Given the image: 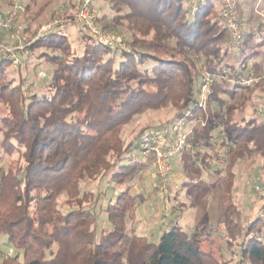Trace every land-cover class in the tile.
<instances>
[{
  "label": "trees",
  "instance_id": "obj_1",
  "mask_svg": "<svg viewBox=\"0 0 264 264\" xmlns=\"http://www.w3.org/2000/svg\"><path fill=\"white\" fill-rule=\"evenodd\" d=\"M35 2L29 0L18 18L29 20V30ZM104 2L111 16L109 25L101 26L114 29L126 23L128 49L112 51L78 29L83 42L78 51L67 40L65 28H57L43 39L25 38L28 44L20 51L17 70L0 53V147L18 150L11 165H0V234L17 251L0 264H264V218L256 213L240 224L229 215L235 207L230 200L234 176L229 172L223 177L228 201L217 222L186 230L175 218L155 241L127 228L138 203L130 182L141 184L151 163L160 184L153 154H142L140 136L144 130H167L197 102L205 65L213 76L207 109L194 107L187 121L206 122L187 135L178 154L181 167L193 173L214 167L220 174L219 166L260 158L252 189L264 185V122L256 106L249 118L239 120L228 116L220 122L212 112L214 104H222L221 94L234 99L238 90L259 84L257 75L259 80L251 85L233 82L232 77L255 70L250 59L254 48L264 44V26L256 23L242 30V41L227 45L218 0H207L194 13L186 8L189 0ZM237 7L242 18L239 2ZM232 49L240 57L237 63L226 59ZM44 64L49 68H39ZM167 106L175 109L170 119L145 126L128 144L123 142L122 129L135 116ZM136 147L143 159L129 155ZM96 179L123 187L110 194L98 190L95 196L107 228H97L95 208H82L93 192H82L80 184ZM191 186L189 180L181 183L188 192ZM61 193L77 208L62 212L57 207ZM220 229L226 236L227 260L222 263L218 256L224 253L216 256L213 249L201 246Z\"/></svg>",
  "mask_w": 264,
  "mask_h": 264
},
{
  "label": "rangeland",
  "instance_id": "obj_2",
  "mask_svg": "<svg viewBox=\"0 0 264 264\" xmlns=\"http://www.w3.org/2000/svg\"><path fill=\"white\" fill-rule=\"evenodd\" d=\"M13 1L14 0H0V13L8 11ZM78 1L79 0H36V2L31 5L30 17H28H33V20L29 23L30 30L28 26L29 20L27 18H22L18 20L17 23L26 25L23 32L20 34L14 33V36H11V33L8 32L5 33L2 38L9 46L23 45L25 44L24 40L18 38L21 34L24 38L32 36V33L46 21L55 17L69 16L75 11ZM104 1L105 0H97L96 5L97 7L102 5L100 10L102 15L105 16L100 19V25L107 26L109 25L111 12ZM243 2H245V0H239V5ZM186 8H188V5H186ZM240 10L242 13V18L240 19L244 23L243 31L249 30L250 26L256 23L264 26V0H250L245 5V8H243V10L240 8ZM20 15H22V12ZM125 26L126 23H123V25H117L114 29L107 28V30L120 33L125 40V47L120 48L128 49L130 33ZM25 30H29V32L26 33ZM63 32L66 34L67 40L75 46L74 48L81 51L83 42L78 39L77 33L79 31H77V29L65 28ZM18 40H20V43ZM250 43L251 41H248V44ZM254 49L257 51L250 59V64L255 66V70H251V73L260 77L259 84L251 90H238L234 99H231L227 94H221L220 97L223 99L222 104H214L212 107V112L217 121L223 122L228 116H232V118L236 120L242 119L243 117L249 118V116L252 115V109L255 106L258 108L259 98H261L264 92V44L256 46ZM110 50L113 51L112 48H110ZM226 59L232 61V63H237L240 57L236 56L235 49H232L229 54H227ZM211 64H215V62L212 61ZM203 67L207 69L208 66L205 65L202 66V68ZM39 68L47 69L49 66L44 64ZM230 84L232 83L228 82V85ZM241 94L246 97L250 96V98L243 99L244 96H241ZM174 111L175 109L172 106H167L162 109L147 110L135 116L134 119L124 125L122 129L121 137L123 142L128 144L145 126H155L170 119ZM11 149V151H7L4 147H0V165H11L12 162L18 158V150L14 147ZM129 155L134 158L143 159L140 149L137 147L133 148L129 152ZM145 161L146 159H144V162ZM259 162L260 158H252L245 161H238L231 167L226 165L219 166L221 168L220 174L215 173L214 167H209L207 170H198L199 173H193L191 169L187 168L184 170V168H182L181 171L184 173V177L179 171H177V173L174 171L173 163L169 182L163 187L158 183L153 165L151 163L148 164V169L144 172L146 178L142 180V183L130 182L132 190H134L135 195L138 197V203L134 212V217L130 218L127 222L128 231L135 232L137 235L148 236L151 241H155L161 232L170 227V223H173L175 218H177L178 223L186 230H191L196 225L202 223L212 224L217 222L223 217L224 208L228 201L227 193L223 190V177H225L227 172L232 173L234 176V186L230 200L235 204V207L230 209L229 215L239 219L240 224H245L256 213L259 215L261 200L257 198V193L252 189V185L256 180L255 175L258 174ZM180 177H182V179ZM185 180H189L193 186L196 185L190 187L191 192H188V189H185V187L181 188V183ZM107 186H109L108 189ZM80 187L82 192L85 190L93 192L92 197L82 205V208H95L97 228H107L108 223L106 221L105 212L97 208L99 199L97 200L95 196L96 194H100L98 190L107 191V193L110 194L113 191L116 192L121 190L123 187L113 186L111 183H105L100 179L82 182ZM197 194H199V197H197L198 200H196ZM101 202V204L105 203L102 200ZM177 202H183V204L176 207L178 204ZM57 207H59L62 212H67L70 209L77 208V205L74 204L73 201H68V197L64 193H61L57 196ZM225 237L224 231L220 229L219 232L215 231V233L212 234L211 242H203L201 244L205 249H213L216 256L220 255L219 253H224L223 257L221 255V257L218 256L220 263L227 260V255H225ZM55 250L56 247L54 246L50 252L54 253ZM16 253V249L8 241L7 236L0 234V261L5 255H15ZM18 255L19 260H21V253Z\"/></svg>",
  "mask_w": 264,
  "mask_h": 264
},
{
  "label": "built area",
  "instance_id": "obj_3",
  "mask_svg": "<svg viewBox=\"0 0 264 264\" xmlns=\"http://www.w3.org/2000/svg\"><path fill=\"white\" fill-rule=\"evenodd\" d=\"M29 0H14L10 9L5 13H0V53L11 60V66L14 70L18 69L20 62V51L28 44L21 34L18 38L23 39V45L9 46L2 38L5 33L10 32L11 36L20 34L26 28L25 24H18V17L23 11ZM207 0H189L188 9L194 13L199 6ZM96 0H79L75 11L69 16L55 17L41 24L32 34L30 40L45 38L46 34L57 28L83 29L89 37L96 43L102 44L108 48L125 47L123 36L117 31L107 30L99 24L98 18L101 10L96 5ZM220 4V19L224 22L228 31V43L238 45L243 38L242 29L244 23L238 15L239 0H218ZM20 43V40H18ZM43 77V73L39 74ZM212 74L203 67L197 89V102L185 111V113L176 119L167 130H144L140 136L142 154H153V163L156 168L160 184L163 187L167 185L172 171V160L179 154L186 144L187 135L195 125H205V120L194 118L188 123L187 117L192 114L194 107L207 109V103L212 92ZM259 78L253 73L235 74L232 77L233 82H240L244 85H251L257 82ZM256 115L264 122V92L261 95ZM188 126V127H187ZM255 192L261 200L259 207V216L264 218V185H256ZM264 240V235H263Z\"/></svg>",
  "mask_w": 264,
  "mask_h": 264
},
{
  "label": "crops",
  "instance_id": "obj_4",
  "mask_svg": "<svg viewBox=\"0 0 264 264\" xmlns=\"http://www.w3.org/2000/svg\"><path fill=\"white\" fill-rule=\"evenodd\" d=\"M250 0H245V2H243V3H241L240 5H239V9L241 8L242 10H243V8H245V5L247 4V2H249ZM174 171H176V173H177V171H179L180 172V174L181 175H183V177H184V173L181 171V169H182V167H181V163H180V161H179V157H178V154L177 155H175L174 156ZM181 179H182V177H180Z\"/></svg>",
  "mask_w": 264,
  "mask_h": 264
}]
</instances>
